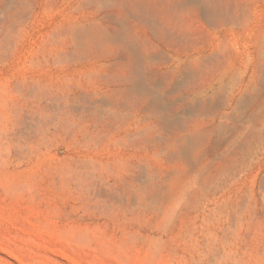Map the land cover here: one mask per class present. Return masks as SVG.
<instances>
[{
  "label": "rangeland",
  "instance_id": "1",
  "mask_svg": "<svg viewBox=\"0 0 264 264\" xmlns=\"http://www.w3.org/2000/svg\"><path fill=\"white\" fill-rule=\"evenodd\" d=\"M200 3L0 0V264H264V0Z\"/></svg>",
  "mask_w": 264,
  "mask_h": 264
},
{
  "label": "bare ground",
  "instance_id": "2",
  "mask_svg": "<svg viewBox=\"0 0 264 264\" xmlns=\"http://www.w3.org/2000/svg\"><path fill=\"white\" fill-rule=\"evenodd\" d=\"M7 1V0H6ZM99 1H103V2H110L111 0H99ZM194 2H197V4H198V2L200 3V5L202 6V7H204V14H208L209 16L208 17H210V16H212V17H215L218 13H217V9H219V8H222V7H219L218 6V4H216L217 3V0H193ZM16 2V1H15ZM133 2V1H132ZM141 2V1H140ZM216 2V3H215ZM18 3V2H17ZM129 3H131V2H129ZM137 3V2H136ZM189 3V2H188ZM134 4V3H133ZM144 4V3H143ZM143 4H141L142 6H143ZM103 5V4H102ZM141 5H135L133 8H132V10L134 11L135 9L136 10H138V11H140L139 13H141V9L143 8ZM124 5H122V7H123ZM127 6H128V4H127ZM126 6V7H127ZM199 6V5H198ZM201 7V8H202ZM232 7V6H231ZM129 8H131V7H129ZM146 8V7H145ZM150 8V7H149ZM233 8V7H232ZM172 9V8H171ZM238 9V8H237ZM143 10V9H142ZM150 10V9H149ZM155 10V9H154ZM203 10V9H202ZM221 10V9H220ZM239 10V9H238ZM148 11V10H147ZM165 11V10H164ZM226 11H228V9H226ZM245 11V10H244ZM128 12H130V11H128ZM145 12V11H144ZM149 13H150V11H148ZM131 13V12H130ZM155 13V12H154ZM224 13V12H223ZM29 14V13H28ZM147 14V13H146ZM145 14V15H146ZM153 14V13H152ZM151 13H150V15H152ZM206 14V15H207ZM226 14V13H225ZM225 14H224V17H225ZM231 14V13H230ZM21 16H22V14H20ZM140 15L141 14H139V17H140ZM150 15H147L148 17H150ZM205 15V16H206ZM143 16H144V13H143ZM146 16V17H147ZM218 16L220 17V15L218 14ZM240 16V15H239ZM238 15H237V17L236 18H240ZM131 17V16H130ZM147 17V18H148ZM204 17V16H203ZM221 17H223V16H221ZM220 17V18H221ZM228 17H230L229 15H228ZM227 16H226V18H228ZM245 17H246V15H245ZM206 18H207V16H206ZM232 18V17H231ZM129 19V18H128ZM214 18H211V20H213ZM216 19V18H215ZM222 19V18H221ZM126 20V19H125ZM139 20V19H138ZM153 20V19H152ZM172 20V19H171ZM209 20H210V18H209ZM210 20V21H211ZM218 20V19H217ZM225 19H223L222 20V22L224 21ZM237 20V19H236ZM239 20V19H238ZM243 20V19H242ZM245 20H246V18H245ZM117 21V20H116ZM120 20H118V22H119ZM123 21V20H122ZM140 21V20H139ZM147 21H150V19L149 20H147ZM156 21V20H155ZM219 21V20H218ZM217 21V22H218ZM230 20H227V22H229ZM232 21H234V20H232ZM157 22V21H156ZM177 22V21H176ZM225 22V21H224ZM227 22H225V23H227ZM238 22H240V20L238 21ZM115 23H117V22H115ZM121 23V22H120ZM146 23V22H145ZM149 23H151V21L149 22ZM212 23H214V21L212 22ZM234 23V22H233ZM242 23V22H241ZM157 24V23H156ZM215 24V23H214ZM219 24V23H218ZM228 24V23H227ZM118 25V24H117ZM157 25H160L159 23L157 24ZM226 25V24H225ZM224 25V26H225ZM234 25L236 26V23H234ZM240 25V24H239ZM121 27H123L122 25H120ZM150 26L152 27V25L150 24ZM241 26V25H240ZM120 27V28H121ZM214 27V26H213ZM217 27H218V25H217ZM234 27V26H233ZM153 28H154V26H153ZM156 28H157V26H156ZM158 28H160V27H158ZM165 28V27H164ZM175 28V27H174ZM216 28V27H215ZM235 28V27H234ZM155 29V28H154ZM161 29V28H160ZM163 29V28H162ZM161 29V30H162ZM121 30V29H120ZM160 30V31H161ZM174 30V29H173ZM125 31V30H124ZM108 32V31H107ZM106 31H104L103 29H98V28H86V29H77V30H75L74 31V35L75 36H78V38L80 37L81 38V40L82 39H84V41H85V43H87V44H90L91 43V41H94V42H99V43H101V45H103L104 44V42H106V41H108L109 39H112L113 38V40H115L116 39V41H118V42H120V43H122L124 46H125V48H126V50H131L132 51V48L131 47H133L132 46V44H129L130 42V37H129V35L127 34V33H125V32H118V33H115L116 35L115 36H110L108 33H107ZM155 32H156V30H155ZM159 31H157V33H158ZM174 32V31H173ZM164 34H165V32H163ZM164 34H163V36H164ZM166 34H169V35H166ZM165 35L168 37V36H170V33H166ZM174 34V33H173ZM112 35H114V34H112ZM159 35V34H158ZM179 35H180V33H179ZM157 36V35H156ZM162 36V35H161ZM172 36V35H171ZM181 36V35H180ZM184 36V35H183ZM131 38H132V35H131ZM183 38V37H182ZM162 39H164V38H162ZM178 40H179V38H178ZM114 42V41H113ZM133 42H134V40H133ZM144 42V41H143ZM80 43H81V41H80ZM147 43V42H146ZM93 44H95V43H93ZM175 44V43H174ZM98 45V44H97ZM134 45V44H133ZM177 45V44H176ZM93 46V45H92ZM96 46V45H95ZM135 46V45H134ZM138 46V45H137ZM179 46V45H178ZM254 46H255V49H256V51L258 52V54H259V61L261 62V60L264 58V34L263 35H261L257 40H256V42H254ZM100 47V46H99ZM103 47V46H102ZM105 47V46H104ZM81 49V48H80ZM83 49H85V48H83ZM102 49V48H101ZM135 50V49H134ZM133 50V51H134ZM84 51V50H83ZM148 52V51H147ZM103 53V52H102ZM101 53V54H102ZM133 53V52H132ZM137 53H138V51H137ZM137 53H135L136 54V56H138V54ZM141 55V54H140ZM130 56V55H129ZM135 56V55H134ZM211 56H212V54H211ZM214 56V55H213ZM139 57V56H138ZM138 57H136V58H138ZM141 57V56H140ZM204 57V56H203ZM215 57V56H214ZM217 57H219V56H217L216 55V58ZM136 58H134V59H136ZM140 59H142L143 60V58L141 57ZM206 59V58H205ZM210 59H212V57L210 58ZM210 59L209 60H203L204 62L205 61H207V62H205V64L207 63V66H208V61H210ZM220 59V58H219ZM146 60V59H145ZM198 60V59H197ZM200 60V59H199ZM136 62H137V60H135ZM138 61H140V60H138ZM212 62H213V60H211ZM141 62V61H140ZM144 62V61H143ZM204 62H203V64H204ZM260 62H257L256 64H255V67H257V68H255L254 69V71H253V74H258V73H263L264 72V69L263 68H261L260 66H261V64H260ZM128 63V62H127ZM139 63V62H138ZM137 63V64H138ZM142 63V62H141ZM141 63L139 64V70H140V66H141ZM133 64H134V62H133ZM202 64V63H201ZM202 64V65H203ZM213 64V66L212 67H214V63H212ZM148 65V67H149V64H147ZM151 65V64H150ZM202 65H200V66H198V67H201ZM136 66V65H135ZM206 66V65H205ZM203 67V66H202ZM201 67V68H202ZM259 67V68H258ZM133 68V67H132ZM183 68V70H184V68H185V66L184 67H182ZM189 68H191V67H189ZM187 69H188V67H187ZM203 69H205V67L203 68ZM215 70V69H214ZM176 71V70H175ZM189 71V70H188ZM188 71L187 72H185V73H188ZM194 71V70H193ZM193 71H190L191 73L190 74H192V75H195V74H193L192 72ZM206 71V70H205ZM212 71V70H211ZM138 73V72H137ZM173 73V72H172ZM208 74H209V70H208V72H207ZM139 74V73H138ZM202 74H204V73H202ZM188 75V74H187ZM205 75V74H204ZM213 75V74H212ZM239 75V74H238ZM263 75V74H262ZM171 76V75H170ZM190 76V75H189ZM201 76V75H200ZM259 76H261V75H259ZM115 77V76H114ZM137 77H139V76H137ZM164 77V76H163ZM167 77V76H166ZM169 77V76H168ZM187 77V76H186ZM194 77V76H190L189 78L190 79H192V78ZM196 77V76H195ZM194 77V78H195ZM237 74L236 73H233L231 76H230V78H229V83L228 84H234V82H235V80H237ZM239 77V76H238ZM262 77V76H261ZM172 78V77H171ZM188 78V77H187ZM186 78V79H187ZM188 78V79H189ZM207 78V77H206ZM205 78V79H206ZM119 79V78H118ZM167 79V78H166ZM199 79V78H198ZM120 80V79H119ZM138 80H140V79H138ZM164 80H165V78H164ZM196 80V79H195ZM123 81H125V80H123ZM130 81H131V79H130ZM133 81V80H132ZM192 81H193V79H192ZM127 82V81H126ZM134 82V81H133ZM185 82V81H184ZM187 82V81H186ZM185 82V83H186ZM191 82V81H190ZM108 83V82H107ZM128 83V82H127ZM138 83H139V81H138ZM198 83V82H197ZM129 84H131V83H129ZM140 84V83H139ZM178 84H179V82H178ZM200 84V83H199ZM113 85V84H112ZM128 86V85H127ZM141 87H143L142 85H140ZM180 86V85H179ZM252 86V85H251ZM248 88H249V86L248 87H245L244 88V90H242V94H240V100H241V98L243 97V95L246 93V91L248 90ZM135 89V88H134ZM145 89H146V87H145ZM144 89V90H145ZM250 89V88H249ZM252 89V88H251ZM127 91H128V89H126ZM143 90V89H142ZM160 90V89H159ZM125 91V90H124ZM156 91V90H155ZM191 91H193V90H191ZM32 93V92H31ZM160 93V92H159ZM194 93V92H193ZM33 94V93H32ZM123 94H125V92L123 93ZM127 94H129V92L127 93ZM131 94V93H130ZM129 94V95H130ZM144 94V93H143ZM157 94V93H156ZM31 95V94H30ZM29 95V96H30ZM126 95V94H125ZM213 95V94H212ZM45 96V95H44ZM122 96V95H121ZM126 97H127V95H126ZM154 98H156V96L154 97ZM182 98V97H181ZM185 98V97H184ZM206 98V97H205ZM204 98V99H205ZM113 99V98H112ZM126 99H128V97L126 98ZM138 99V98H137ZM158 101H159V99L158 98H156ZM164 99H165V97H164ZM166 99H167V97H166ZM122 100H124V99H122ZM157 100H153L154 102H155V104H156V101ZM184 100V99H183ZM164 100H162V102H163ZM165 101H167V100H165ZM185 101V100H184ZM205 101V100H204ZM114 102V101H113ZM121 102V101H120ZM120 102H119V104H120ZM123 102V101H122ZM121 102V103H122ZM162 102H160V103H162ZM203 102V101H202ZM235 102H237V103H234L235 105H234V107L236 106V107H239V104H240V102H239V100H236ZM106 103V102H105ZM153 103V102H152ZM158 103V105H159V102H157ZM164 103V102H163ZM204 103V102H203ZM109 105H112L113 106V104H110V103H108ZM166 104V103H165ZM206 104V103H205ZM228 104V103H227ZM121 105H123V103L122 104H120V107H121ZM125 105V104H124ZM128 105V104H127ZM213 105V104H212ZM108 106V105H107ZM123 107V106H122ZM207 107V106H206ZM213 107H215V106H213ZM235 107V108H236ZM114 108V107H113ZM119 108V107H118ZM169 108V107H168ZM171 108H172V106H171ZM170 108V109H171ZM235 108H233L234 110H235ZM122 109V108H121ZM146 109V108H145ZM155 109V107L153 108V110ZM160 109V108H159ZM200 109V108H199ZM203 109H205V106L204 105H202L201 106V109L199 110V111H204ZM208 109H210V108H208ZM148 110V109H147ZM212 110V109H211ZM214 110V109H213ZM205 111H207L206 109H205ZM204 111V112H205ZM143 112V111H142ZM208 112V111H207ZM199 113V112H198ZM203 113V112H202ZM110 114V113H109ZM108 114V115H109ZM114 114V113H113ZM210 114V113H209ZM116 115V114H115ZM186 115V114H185ZM119 116V115H118ZM215 116V115H214ZM231 117V116H230ZM99 118V117H98ZM231 119H232V117H231ZM115 120V119H114ZM168 120V119H167ZM228 121H230V120H228ZM232 121H234V119L232 120ZM173 127V126H172ZM184 128V127H183ZM142 130V129H141ZM140 130V131H141ZM218 130V129H217ZM140 131L138 132V133H140ZM221 131V130H220ZM222 132V131H221ZM141 134V133H140ZM157 134V133H156ZM136 135H137V133H136ZM197 135V134H196ZM195 135V136H196ZM195 136L193 137V138H195ZM141 137V136H140ZM155 137V136H154ZM191 138V137H190ZM198 138V137H197ZM130 139V138H129ZM156 139V138H155ZM145 140V139H144ZM152 140V139H151ZM153 140H154V138H153ZM178 140H180V139H178ZM189 140V139H188ZM191 140V139H190ZM194 140V139H193ZM196 141H197V139H195ZM143 141V140H142ZM192 141V140H191ZM154 142H155V140H154ZM183 142V141H182ZM187 142V141H186ZM188 144H189V141L187 142ZM183 144V143H182ZM193 143H191L190 142V146L192 145ZM153 147V146H152ZM191 148V147H190ZM184 149H186V153H188V151H189V149L188 148H184ZM187 149H188V151H187ZM178 150V149H177ZM191 151V150H190ZM189 151V152H190ZM187 156V155H186ZM236 164V163H235ZM141 168V167H140ZM139 168V169H140ZM141 173V172H140ZM139 174V173H138Z\"/></svg>",
  "mask_w": 264,
  "mask_h": 264
}]
</instances>
